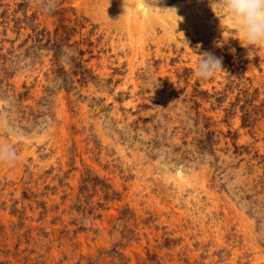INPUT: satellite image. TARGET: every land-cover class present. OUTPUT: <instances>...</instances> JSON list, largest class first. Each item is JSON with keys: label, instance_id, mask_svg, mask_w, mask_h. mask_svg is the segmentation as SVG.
<instances>
[{"label": "rangeland", "instance_id": "rangeland-1", "mask_svg": "<svg viewBox=\"0 0 264 264\" xmlns=\"http://www.w3.org/2000/svg\"><path fill=\"white\" fill-rule=\"evenodd\" d=\"M129 1L0 0V264H264V44Z\"/></svg>", "mask_w": 264, "mask_h": 264}, {"label": "clouds", "instance_id": "clouds-1", "mask_svg": "<svg viewBox=\"0 0 264 264\" xmlns=\"http://www.w3.org/2000/svg\"><path fill=\"white\" fill-rule=\"evenodd\" d=\"M216 6L222 15H226L242 32L245 43L264 44V0H216ZM174 10L176 13V9ZM178 18L180 21L183 19ZM198 56L201 57L196 70L198 78H211L217 71H222L220 59L210 53Z\"/></svg>", "mask_w": 264, "mask_h": 264}, {"label": "bare ground", "instance_id": "bare-ground-1", "mask_svg": "<svg viewBox=\"0 0 264 264\" xmlns=\"http://www.w3.org/2000/svg\"><path fill=\"white\" fill-rule=\"evenodd\" d=\"M127 12L129 14V22H131L132 26H134L138 30H141L143 28L144 20L148 19V15H150L148 9L144 5L143 0H130L128 3Z\"/></svg>", "mask_w": 264, "mask_h": 264}]
</instances>
